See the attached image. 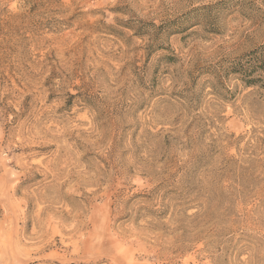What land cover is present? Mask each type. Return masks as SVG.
Here are the masks:
<instances>
[{"label": "rangeland", "instance_id": "1", "mask_svg": "<svg viewBox=\"0 0 264 264\" xmlns=\"http://www.w3.org/2000/svg\"><path fill=\"white\" fill-rule=\"evenodd\" d=\"M0 264H264V0H0Z\"/></svg>", "mask_w": 264, "mask_h": 264}]
</instances>
